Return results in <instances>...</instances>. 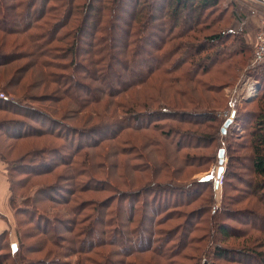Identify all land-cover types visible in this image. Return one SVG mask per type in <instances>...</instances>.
<instances>
[{
    "label": "rangeland",
    "instance_id": "rangeland-1",
    "mask_svg": "<svg viewBox=\"0 0 264 264\" xmlns=\"http://www.w3.org/2000/svg\"><path fill=\"white\" fill-rule=\"evenodd\" d=\"M20 1L17 14L29 4V0ZM53 1L50 5L59 9L57 19L64 16L70 6L75 14L74 21L57 35L63 40L53 43V57L69 42L68 34L74 32L70 26L76 28L83 14H89L84 31L78 35L83 58L81 67L93 74L78 69L75 79L83 86L80 90L73 87L71 94L80 92L83 99H102L76 107L46 76L50 72L60 74V80L65 83L69 73L54 68L44 71L36 63L24 35L0 32V95L38 111H48L77 131L64 132L62 127L52 126L32 114L30 116L38 123L30 116L26 119L0 112V122L24 121L44 132L34 139L15 140L0 131V153L7 157V161L2 162L6 173L7 164L29 150L55 152L60 149L59 154L50 153L43 158L50 166L57 165L53 172L15 179L16 195L29 198L26 206L20 197L16 199L15 209H28V215L37 210L44 214L45 222L35 216V225L28 215L15 219L13 210L12 229L6 241L0 242V264H78L79 260L80 264H264V199L261 200L257 193L260 179L252 170L250 136L259 97V94L254 95L256 84L251 76L252 69L258 67L253 65V45L247 44L251 53L247 54V65L234 83L221 78L224 64L218 63L210 75L203 77L199 67V62H203V66L207 63L204 67L210 63L202 59L205 56L233 49L230 42L221 46L209 38L226 33L228 29L234 35L236 32L246 35L249 31L256 35L259 28L254 31L251 22L264 14L260 0H216L210 5H203L205 0H73L72 4L68 0ZM0 2L9 7L4 12L12 11L10 23L21 22L16 18L12 0ZM34 5L33 13L38 16L40 0H34ZM87 6H91L93 12H88ZM103 7L109 12H106L105 22L98 25ZM69 13L65 19L70 17ZM109 13L112 16H108ZM55 21L51 18L49 23L52 25ZM175 24L176 31L171 34L169 30ZM47 29L43 28L48 32ZM180 31L185 36H181ZM129 33L137 36V43L129 48L137 56L125 58L123 52ZM164 37L167 41L163 42ZM109 38L115 44L113 51L118 63L106 82L107 87L90 78L95 67L90 65L89 57L93 46L95 50L103 49ZM188 43L194 46L204 43L206 51L193 61H185ZM173 67L176 74L198 70L200 84L220 88L211 93L179 79L171 83L173 89L170 90L154 79L155 76L149 78L160 70L173 71ZM231 72L233 76L234 69ZM139 79H145L146 83H130ZM126 84L135 85L121 93L117 91L127 87ZM100 88L104 92H99ZM110 88L116 94L106 97L104 93ZM3 89L11 95L5 94ZM145 108L152 111L158 108L183 112L199 110L210 114L191 121L186 118L180 122L159 121L157 130L148 124V129L136 131L132 126L142 123L145 126L152 118L146 113L138 123L126 113L141 112ZM233 113L232 122L223 134V125ZM209 115L217 121H206ZM123 123L131 128L120 131ZM49 128L66 138L58 141L46 133ZM221 149L224 150V170L217 178ZM72 153L79 154L78 160L89 166L94 177L91 187L105 188V191L75 192L73 168L60 163L69 162ZM209 178L211 182L199 183ZM77 204L84 207L79 220L99 215L104 221V225L94 227L90 236L75 238L73 235L72 231L85 228L87 224L86 220L80 222L73 216L72 209ZM221 225L224 227L220 228L227 231L226 240L223 239L226 235L222 236V230L217 228ZM184 226L185 234L180 236ZM45 229L57 239V246L61 243L62 249L48 242L42 232ZM104 229L105 234L102 233ZM170 236L172 241L167 243ZM101 241L103 245L97 247ZM146 247L150 249L144 250ZM215 248L252 250L257 256L231 252L223 260L216 257Z\"/></svg>",
    "mask_w": 264,
    "mask_h": 264
},
{
    "label": "trees",
    "instance_id": "trees-1",
    "mask_svg": "<svg viewBox=\"0 0 264 264\" xmlns=\"http://www.w3.org/2000/svg\"><path fill=\"white\" fill-rule=\"evenodd\" d=\"M71 4L73 3V0H68ZM178 1V0H177ZM213 1V2H212ZM12 2H14V7H15V13L17 10L20 9V0H12ZM52 2H54L53 0H40V5L39 8L37 9V12L40 13V15L36 16V13H33V10L35 8L34 5V0H29V4L25 5V8L23 9V12H21L20 14L16 13V18H19L18 23H10L11 20H9L10 18H12L10 16V13L12 11H10L8 14L6 12H4L5 10H7V7L5 4H3L2 2H0V18L3 24L0 25V32L4 33L6 35H24L27 38L28 44L30 46V48L32 49L33 53H34V59L36 61L37 64H39V66L44 69V71L48 68H54L57 71H62V72H67L68 74V82L63 83L60 80V74H52L51 72L49 74H47V78L49 80H52L54 82H52L53 84L57 85L58 87H60L62 93L64 94L65 98L71 102L72 104H74L76 107L77 105L80 106L81 104H87L88 102H93L94 100H99L102 99L100 97L98 98H88V99H83L79 93L80 92H72L71 94V89L73 87H76L77 89H81L82 88V84H80V82L75 79L76 73L78 71V69L83 70L84 73L86 74H93L91 73L89 70H86L85 68L81 67L82 63L81 60L83 59L81 57L80 54V50H79V46H80V40H79V33L82 34V32L84 31V27L87 24V15H89L87 12H85L81 18V20L79 21V24L76 28H71L70 26V30L74 31V32H70L69 35V42L65 43V47L64 48H60L59 50H57V56H52V52L55 51V48L52 46L53 43H62L63 37L61 38H57V35H59L60 30L65 29L68 24L72 23L74 20V16L75 14L73 13V8L72 6H70L68 9L65 10V15L62 16L61 18L57 19L58 12L59 9L56 8V6L54 5H50ZM206 4L203 5H210L211 3L215 4L216 0H205ZM2 3V4H1ZM9 8V7H8ZM92 7L91 6H87V11H92ZM51 11L55 12L54 15H52ZM68 11L70 12V17L68 19H65L68 16ZM109 12L108 8H102L101 9V14L99 13V18H98V25L102 24L105 22V17L106 12ZM111 12V11H110ZM111 13L108 14V16H110ZM112 16V15H111ZM54 18L56 19V21L51 25L49 23L50 19ZM7 19V22L9 24H7V22H5V20ZM72 20V21H71ZM107 22V21H106ZM134 23V22H133ZM107 25H109V23H107ZM51 26L52 28H48ZM43 28H46L48 32H46L45 30H43ZM177 28V24H175V26L169 30V32L171 34H173L176 31ZM192 28L189 27V31H191ZM37 31V32H36ZM132 31V29L130 30V32ZM181 32V36H185V34ZM244 32H236V35L233 34V31L228 29L225 32H222L220 35L217 36H213L210 39V41H216L218 44L221 43V46H225V44L227 42H230V47H231V51H226L223 52L219 55H215V56H205L202 59H205L204 61L210 60V63L204 67L202 65L203 62H199V67L202 68V77L203 76H208L210 75L212 69L218 64H224V69H223V73L220 74L222 79H231L230 82L234 83L235 80H237L239 74H241V71L243 69V67H245L247 65V60H248V56L251 53V48L249 47V45H247L248 43L245 40L244 37ZM169 34V33H168ZM129 39L126 40V45H125V49L123 52V55L125 54V58H128L129 55H136L134 54V52H131L132 50H129V48L133 45H135L137 43V36L136 34H128ZM232 39V40H231ZM163 42L167 39L166 37H164ZM222 40V41H221ZM224 40V41H223ZM214 41V42H215ZM219 41V42H218ZM162 42V43H163ZM67 46V48H66ZM115 47V44L113 43L112 38H109L105 44L102 46L103 49L100 50H95L94 46L92 47V52L90 54L89 57V63L90 65L95 67L94 75H91L90 78H93L94 81H97V83L100 85L102 83V85L104 84L105 86L109 87L106 82L109 79L110 74H112L113 70L115 69V66L118 63V57L116 56V53H114L113 48ZM187 50H185V61L186 60H191L193 61V59L195 57H200L205 51L206 49L204 48V43L199 44L197 46H194L193 44L188 43L186 45ZM173 51V50H172ZM85 61V60H84ZM4 62V61H2ZM127 63H125L124 65H126ZM204 67V68H203ZM228 68V72L225 71V69ZM234 69V74L233 76L231 71H233ZM218 70V72L220 71ZM130 73H132L129 70ZM74 73V74H73ZM198 70H193V71H189V72H181V74H176L175 69L173 67V71L171 70H165V71H158V72H154L151 74V76H149V78H153L155 76L154 79L157 78L158 81H161L162 83H164V85L167 86V89L172 90L173 89V85L171 84L174 81H179V79H183L185 81H187L186 83H190L195 85L196 87H200L202 88L204 91H209L211 93H216L220 87L217 86H213V85H205V83H201L200 81H197L198 78ZM97 74L99 75V78L97 76ZM156 74V75H155ZM175 77H174V75ZM153 75V76H152ZM215 75H213L212 80L214 81ZM251 76L255 78V80L258 82L259 85V97L256 100L257 103V112L253 113L254 117H253V122H252V132L250 134L251 139H252V151H253V160H252V170H253V174L255 175L256 178L260 179L258 181L257 184V193H258V197L263 200L264 199V66H260L257 68L252 69L251 72ZM56 77L59 78V80L56 79ZM63 77V75H62ZM96 77V78H95ZM145 79H139L138 81H132L130 83H137V82H141L142 84L146 83V81L144 82ZM144 82V83H143ZM140 84H137V86H140ZM120 85V84H119ZM127 87H123L122 89H117V91H120V93L127 88H131L133 85L135 84H126ZM122 86V85H121ZM131 86V87H130ZM7 89H3V91H5V94H9L11 95L9 92L6 91ZM99 92L103 91L101 88L100 90H98ZM104 92V91H103ZM102 94V93H101ZM116 93H113L112 89L110 88L109 90H106L104 95L106 97H110L112 95H114ZM188 94V91L186 92V95ZM13 100V99H12ZM12 100H10L9 98H7L6 96H4V98H0V112L1 113H8L11 115H15L16 117H21V118H26L30 116V114H32L34 117L38 118L41 117L44 119V122H47L48 124L52 125V126H57V127H62L64 132H77L76 129L65 126V124L63 122H60L59 120H57L56 118H54L53 116H51V113L48 111H38L37 109H34L32 107H28V106H24L21 105L18 102H13ZM23 101H28L26 98H22ZM54 100V99H53ZM146 107V106H141V108ZM166 107V106H165ZM162 108H158L157 110H149V108H145L144 111L141 112H135V111H130L126 114H130L129 116H133V121H137L138 123L140 122L141 118H143L146 114L148 113V118H152V120H150L147 125L144 126V124H137L136 126H132L135 127V130H141V129H148V124H152L154 129H159V125L158 122L159 121H175V122H180V120L182 118H186V121L189 120H194L195 118H200L203 116H206L208 114H210L209 112H202V111H192V112H183V111H176L175 109H164L162 110ZM209 111V110H208ZM210 117H208V119H206V121L208 122H216L217 120L214 119V117H211L212 115H209ZM30 118H32L34 120L33 117L30 116ZM39 119V118H38ZM22 121V120H21ZM35 122H39L37 120H34ZM130 121V120H129ZM201 121V120H199ZM131 121H130V125H131ZM202 123V122H200ZM140 125V126H139ZM129 125H125L124 123L122 124V126H120L119 130L123 131L124 129H130L131 127ZM139 126V127H138ZM24 128V129H23ZM54 129L49 128L48 131L46 133H48V135L52 136L53 138L57 139L58 141L64 140V135H62V133H55L53 131ZM0 131L3 132V134L5 136H10L12 138H14L15 140H28V139H34L36 137H39V135L43 134L44 132L41 131V129L36 128L34 126H29L27 123H25L24 121L19 122V121H4V122H0ZM66 138V137H65ZM50 153H54V154H59L60 153V149H56V151L54 152H49V151H41V150H29L25 155L20 156L18 160L16 161H8L9 163L7 164L8 166V171H7V179L9 182V191H10V205L12 207L13 210H15L14 212V217L16 219L17 216L19 215H23V216H27L28 215V209H15V202L16 199H18L20 196H17L13 187L16 185V178L18 176H25V177H30V175L34 174L35 176H39V175H47L50 174L51 172H53L54 168L57 167V165H53L50 166L46 160H43V158L45 156H48ZM73 155L71 156L70 161H62L60 163H62L65 166H69L72 167L73 169L71 170V173L74 175V177L72 178L73 181H76L75 183V192L77 193H87V192H95V191H105V188H101L100 190H98L97 188H93L91 187V184L94 183L93 182V175L89 169V166H87L84 162H82L81 160L79 161L78 158H80V155L78 154L76 156V153H72ZM7 157L5 154L0 153V161L4 162L7 161L6 160ZM76 159V160H75ZM40 161V162H39ZM83 166V167H82ZM30 174V175H29ZM87 177V178H85ZM81 179V181H83L84 179H87L86 182H79V180ZM20 182H23L22 180H19ZM207 182H211V179L209 178L208 180H206L205 182H199L201 184H205ZM111 186V185H109ZM47 192V191H46ZM184 193V192H183ZM72 194L74 195V191L72 192ZM20 199L22 200V204L23 205H28L29 202V198L28 197H20ZM27 199V200H26ZM26 200V201H25ZM81 204H77L76 207H74L73 210V216H76V219H78V217L81 216V212L83 211L84 207L80 208ZM33 211H35V207L32 206ZM96 211V210H95ZM37 218V220H43V222H45V219H43L44 214L41 213L39 214V211L36 210V213L34 212H30V214L28 215V218L30 219L31 222H33L35 225L37 224L34 221V218ZM32 217V218H31ZM133 219V217H132ZM131 219V220H132ZM79 220V219H78ZM77 220V221H78ZM83 220H86L87 224L86 226L83 227H78V229L76 231H72L73 235L75 238H80L83 236H90V232L93 230L94 231V227L95 226H101L104 225V221L101 220L98 216L92 217V218H82L81 220H79L80 222H82ZM189 221V220H188ZM17 223V221H16ZM46 225H49L48 223H45ZM41 223H39L38 226H40ZM77 225V223H76ZM75 225V226H76ZM220 227H224V226H217V228ZM47 228V227H46ZM177 229V227H176ZM220 233H222V236L226 235L225 238L223 239H227L228 235L226 234V230L224 228H220ZM175 231V228H174ZM43 234L45 236H47V240L48 242L53 245L54 247H57L58 249H62L61 243L59 242L60 246H57V239H55L54 235L50 232H48L47 229H45V231H42ZM105 229L103 230V234H105ZM179 232V231H178ZM177 232V233H178ZM92 233V232H91ZM171 233V231H170ZM8 232H3L2 234H0V242L2 241H6V238L8 236ZM141 234V233H140ZM139 234V235H140ZM185 234V226L183 229V232L180 236H183ZM171 237L169 238L168 242H171ZM59 238V237H58ZM114 240V239H113ZM112 240V241H113ZM149 241V240H148ZM99 242V241H98ZM103 241L100 242L99 245H97V247L102 246ZM181 243V242H180ZM97 244V243H96ZM2 246V245H1ZM152 248V247H151ZM150 248L146 247L144 250H149ZM156 248H154L153 252L155 251ZM216 251L214 250V253L216 254L217 258H221L223 260H226V254H229L231 252L234 253H239V254H248L251 257H255L257 256L252 250H247V252H242L241 250H228L225 248H215ZM18 251V250H17ZM16 251V252H17ZM97 255V254H95ZM231 261H234L231 259ZM81 260L78 261V264H80ZM208 264V263H207Z\"/></svg>",
    "mask_w": 264,
    "mask_h": 264
},
{
    "label": "crops",
    "instance_id": "crops-1",
    "mask_svg": "<svg viewBox=\"0 0 264 264\" xmlns=\"http://www.w3.org/2000/svg\"><path fill=\"white\" fill-rule=\"evenodd\" d=\"M264 18V14H259L258 16L252 19V27L254 31L260 28L262 25V19ZM247 43H251L254 45V33H247L244 35ZM264 66V64L258 65V67ZM256 87L254 90V95H258L260 93L259 85L256 80H254ZM5 165L0 161V234L3 232H10L13 225V209L10 205V191H9V182L7 179V173L4 169Z\"/></svg>",
    "mask_w": 264,
    "mask_h": 264
},
{
    "label": "built area",
    "instance_id": "built-area-1",
    "mask_svg": "<svg viewBox=\"0 0 264 264\" xmlns=\"http://www.w3.org/2000/svg\"><path fill=\"white\" fill-rule=\"evenodd\" d=\"M260 3L264 8V0H260ZM252 58L253 65L255 66L264 64V18L262 19V25L255 35ZM0 97L3 98V95H0ZM233 115L234 113L231 114L228 119L231 122L234 117Z\"/></svg>",
    "mask_w": 264,
    "mask_h": 264
},
{
    "label": "water",
    "instance_id": "water-1",
    "mask_svg": "<svg viewBox=\"0 0 264 264\" xmlns=\"http://www.w3.org/2000/svg\"><path fill=\"white\" fill-rule=\"evenodd\" d=\"M231 124V121L230 120H227L224 125H223V128H222V133L224 134L226 132V129L230 126ZM223 156H224V150L221 149L218 153V163H219V168H218V171H217V178H219L222 173H223Z\"/></svg>",
    "mask_w": 264,
    "mask_h": 264
}]
</instances>
